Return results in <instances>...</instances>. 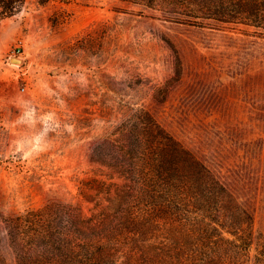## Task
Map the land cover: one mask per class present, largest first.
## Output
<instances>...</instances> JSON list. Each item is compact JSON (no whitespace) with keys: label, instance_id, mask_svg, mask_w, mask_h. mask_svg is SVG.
I'll return each mask as SVG.
<instances>
[{"label":"rangeland","instance_id":"1","mask_svg":"<svg viewBox=\"0 0 264 264\" xmlns=\"http://www.w3.org/2000/svg\"><path fill=\"white\" fill-rule=\"evenodd\" d=\"M142 111L250 215V257L264 246V30L127 0H23L0 14V264H15L18 213L110 206L123 180L107 163Z\"/></svg>","mask_w":264,"mask_h":264},{"label":"trees","instance_id":"2","mask_svg":"<svg viewBox=\"0 0 264 264\" xmlns=\"http://www.w3.org/2000/svg\"><path fill=\"white\" fill-rule=\"evenodd\" d=\"M22 1L0 0L1 16ZM127 1L191 26L264 30V0ZM128 122L121 155L107 163L123 180L112 183L110 206L86 216L49 202L18 213L15 264H264V246L249 255L252 219L225 185L146 111Z\"/></svg>","mask_w":264,"mask_h":264},{"label":"water","instance_id":"3","mask_svg":"<svg viewBox=\"0 0 264 264\" xmlns=\"http://www.w3.org/2000/svg\"><path fill=\"white\" fill-rule=\"evenodd\" d=\"M10 61H17V62H21L22 60L18 57H11Z\"/></svg>","mask_w":264,"mask_h":264}]
</instances>
